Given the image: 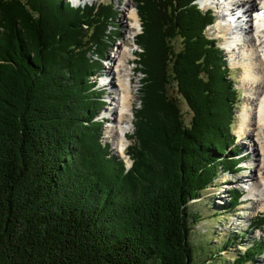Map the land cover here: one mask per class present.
I'll list each match as a JSON object with an SVG mask.
<instances>
[{
  "label": "trees",
  "instance_id": "16d2710c",
  "mask_svg": "<svg viewBox=\"0 0 264 264\" xmlns=\"http://www.w3.org/2000/svg\"><path fill=\"white\" fill-rule=\"evenodd\" d=\"M195 2H135L142 79L128 168L102 143L106 101L92 82L121 37L113 2L0 0V264H197L188 206L241 160L238 91L206 33L215 15ZM230 193L234 208L242 193ZM252 225L264 230V217ZM260 255L264 237L233 264Z\"/></svg>",
  "mask_w": 264,
  "mask_h": 264
},
{
  "label": "rangeland",
  "instance_id": "374dc122",
  "mask_svg": "<svg viewBox=\"0 0 264 264\" xmlns=\"http://www.w3.org/2000/svg\"><path fill=\"white\" fill-rule=\"evenodd\" d=\"M204 0H197L195 3L199 6V8L206 12V7L204 5ZM65 2H69L65 0ZM113 2V6H115L117 13V19L114 20L113 24L110 26V30L114 31L115 28L121 33V37L116 38V42L112 44V49L109 50V53L105 55L103 58V70L101 73L97 74V77L92 79L94 84V89L98 90L102 89V81L106 78L107 75V66L111 64V57L114 56L116 49L118 46L123 45L125 38L127 36V27L123 26V11L124 9H129L127 5L130 3V6L135 7L136 9V0H88L83 6L88 4H106ZM70 3V2H69ZM258 1H256V4ZM71 4V3H70ZM72 6V5H71ZM209 6V5H208ZM73 7V6H72ZM88 7V6H87ZM137 11V9H136ZM212 11L215 14V22L213 26L209 27L206 31L207 35L210 38H214L217 41V44L220 48L224 49V57L228 64V68L231 71V79L234 82L235 90H238V98H237V109L236 116L234 118V123L231 129V135L234 138L238 136V125L239 118L238 114L243 110L245 105H247V98L245 97V90L242 88L241 78H242V69L236 68L231 65L232 58L227 53V41L230 38V32L227 31L226 35L221 34L220 26L224 22L223 19L219 18V14L212 6ZM139 25L135 26L133 20H129V24L131 25V32L128 35V41L130 43V49L133 53V57L131 59V65L128 66V70L130 71V75L133 78L134 82V107L129 114L127 120L130 123V129L127 134V143L125 154H120L116 151V142L113 139L108 138L109 135L107 132L112 129L113 123L109 121L108 123L104 122L102 128V143L103 145H110L111 155L118 157L119 160L125 162L126 166L129 168L132 164L131 160L126 154L128 147L132 144L133 141L128 140V138L133 136L134 132V121L136 118L134 116V112L140 108V86L142 75L137 74L135 70V61L137 60V52L139 48L136 46V37L141 32V22L138 17ZM246 25L244 22L243 26ZM125 27V28H124ZM225 33V32H224ZM175 46L177 49L181 47V42L176 41ZM226 49V50H225ZM140 51V50H139ZM99 82V84H97ZM97 84V85H96ZM111 89H102L103 99L107 102L112 100V97L116 96L114 92H112V96H109ZM171 95L176 97V99L180 103V108L182 110V114L186 124H190L191 121V113L187 106V103L177 94V91L173 90V87L170 88ZM111 98V99H110ZM107 107L101 110V114L97 116L96 119L100 120L104 116V112H106ZM110 128V129H109ZM262 138V137H261ZM264 140V138H263ZM235 141V140H234ZM238 151L240 152V157H244L245 160L241 162L239 167L243 168V171L236 174H229L223 171H220L216 181L211 185L207 190L203 191L197 200L192 201L189 206V213L191 216H198L197 221H193L192 218L190 220L191 226V234H190V244L195 252V258L197 264H233L234 261L243 256L245 251L252 247L255 241L260 240L264 237V230H255L253 226L251 228L250 225L253 222H257L258 219L264 217V211L257 210V204L251 201H245L244 198L247 194V190H245L246 186L249 187L250 183L247 182L250 176H253L255 173L254 166L250 165L252 160V155L247 154V144L246 147L243 145L245 142H248L246 139L237 140ZM115 143V144H114ZM238 155H236L237 158ZM257 170V169H256ZM253 174V175H252ZM238 190L243 194V197L240 199L239 205L234 208L231 207V193L230 191ZM247 264H264V255L257 256L253 259L252 262Z\"/></svg>",
  "mask_w": 264,
  "mask_h": 264
},
{
  "label": "bare ground",
  "instance_id": "6f19581e",
  "mask_svg": "<svg viewBox=\"0 0 264 264\" xmlns=\"http://www.w3.org/2000/svg\"><path fill=\"white\" fill-rule=\"evenodd\" d=\"M257 0H204V5H211L216 8L219 18L224 20L220 26L221 34L229 31L230 38L227 41L228 55L232 60L231 65L242 69V88L245 90L247 105L238 114V136L239 140L246 139L248 142L243 144L247 154L252 155L250 165L254 166V175L248 178L249 187L246 186L247 194L245 201H253L257 204V210L264 211V20H259L257 14L243 28L236 25L237 32L227 25L228 18L232 13L236 15L243 7L248 6V10L239 15L238 18H248L247 12L262 11V7L256 4ZM76 3H88V0H75ZM124 9L123 26L127 27V36L123 45L118 46L111 64L107 66L106 78L101 80L109 83V88L115 92L111 104L107 106L104 117H111L112 129L107 134L116 142V151L125 154L127 134L130 123L127 120L134 107V80L130 75L128 66L131 65L133 53L130 49L128 35L131 32L129 20L132 19L135 26L139 25L138 14L135 7L127 5ZM249 24V26H248ZM226 25V26H225ZM124 27V28H125ZM225 32V33H224ZM229 45V46H228ZM111 81V83H110ZM113 94V93H112ZM111 99V98H110ZM262 137V138H261ZM115 144V143H114ZM245 157V156H244ZM257 169V170H256Z\"/></svg>",
  "mask_w": 264,
  "mask_h": 264
}]
</instances>
